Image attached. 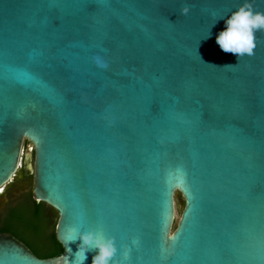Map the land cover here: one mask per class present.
Masks as SVG:
<instances>
[{
  "label": "water",
  "instance_id": "95a60500",
  "mask_svg": "<svg viewBox=\"0 0 264 264\" xmlns=\"http://www.w3.org/2000/svg\"><path fill=\"white\" fill-rule=\"evenodd\" d=\"M245 3L264 13L0 0V190L31 176L62 248L39 259L3 232L0 264H74L72 227L114 238V264H264V31L238 62L215 43L223 19L211 26Z\"/></svg>",
  "mask_w": 264,
  "mask_h": 264
},
{
  "label": "clouds",
  "instance_id": "9594fccd",
  "mask_svg": "<svg viewBox=\"0 0 264 264\" xmlns=\"http://www.w3.org/2000/svg\"><path fill=\"white\" fill-rule=\"evenodd\" d=\"M180 12L182 15H187L189 7L185 5L180 9ZM220 19L224 21V28L215 37V43L220 50L232 53L237 57L238 62L245 56H252L256 47L255 33L264 31V13L254 11L251 4L245 3L227 17L215 19L211 26ZM210 35L211 33L208 30V34L203 39H207ZM233 66L235 65H225L223 67ZM69 232L67 244L79 241L77 251L73 257L74 264H83L86 253L93 250L95 254L92 256L91 264H114V257L118 253L114 238L106 236L102 231H81L76 227L70 228ZM75 256H79L80 259H75ZM127 262L128 253L123 252L119 264H127Z\"/></svg>",
  "mask_w": 264,
  "mask_h": 264
},
{
  "label": "trees",
  "instance_id": "16d2710c",
  "mask_svg": "<svg viewBox=\"0 0 264 264\" xmlns=\"http://www.w3.org/2000/svg\"><path fill=\"white\" fill-rule=\"evenodd\" d=\"M46 209L33 200L30 190L21 192L0 208V233H10L39 259L59 257L62 248L54 237L57 218L48 217Z\"/></svg>",
  "mask_w": 264,
  "mask_h": 264
},
{
  "label": "rangeland",
  "instance_id": "374dc122",
  "mask_svg": "<svg viewBox=\"0 0 264 264\" xmlns=\"http://www.w3.org/2000/svg\"><path fill=\"white\" fill-rule=\"evenodd\" d=\"M30 186H31V176H27L25 180L15 182V186H14L15 192L12 191V192H10V194H13V192L17 193V192H22L25 189H30ZM174 200H175V214H174L175 220L174 221H177L179 218L180 212L183 208V202H182V199L180 198L179 195H176ZM4 202H5V197L0 198V208L4 205ZM46 215L48 217H50L51 219L57 218L56 212L53 211L49 207H47V209H46Z\"/></svg>",
  "mask_w": 264,
  "mask_h": 264
},
{
  "label": "flooded vegetation",
  "instance_id": "af4514ba",
  "mask_svg": "<svg viewBox=\"0 0 264 264\" xmlns=\"http://www.w3.org/2000/svg\"><path fill=\"white\" fill-rule=\"evenodd\" d=\"M27 143H25L26 145ZM26 179V176H22L20 179H16L14 182H12L11 184H9L1 193H0V198H3L5 197V203H7L8 201L12 200V199H15L16 196H18L21 192H17V193H14L15 192V182L17 181H23ZM12 185V186H11ZM27 190H30V189H25L23 190L22 192H26ZM13 192V194H10V192Z\"/></svg>",
  "mask_w": 264,
  "mask_h": 264
},
{
  "label": "bare ground",
  "instance_id": "6f19581e",
  "mask_svg": "<svg viewBox=\"0 0 264 264\" xmlns=\"http://www.w3.org/2000/svg\"><path fill=\"white\" fill-rule=\"evenodd\" d=\"M4 189L0 190V193L3 191Z\"/></svg>",
  "mask_w": 264,
  "mask_h": 264
}]
</instances>
